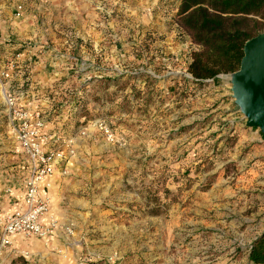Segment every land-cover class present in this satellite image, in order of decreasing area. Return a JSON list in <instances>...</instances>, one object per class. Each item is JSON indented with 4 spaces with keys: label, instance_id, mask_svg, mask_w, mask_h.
Instances as JSON below:
<instances>
[{
    "label": "rangeland",
    "instance_id": "1",
    "mask_svg": "<svg viewBox=\"0 0 264 264\" xmlns=\"http://www.w3.org/2000/svg\"><path fill=\"white\" fill-rule=\"evenodd\" d=\"M178 2L155 5L158 13L174 10L165 32L125 27L105 34L106 49L64 33L73 47L52 51L81 59L80 72L89 71V61H106V80L78 90L73 127L59 129L72 139L62 147L71 151V167L61 172H85L82 197L72 196L82 199L78 213L86 219L65 226L67 235L81 238L67 248L78 251L74 264H251L248 248L264 233L263 202L242 196L241 177L264 172V155L255 149L260 132H243L230 99L231 74L210 88L211 80L188 74L198 47L173 18ZM55 249L66 259L65 248Z\"/></svg>",
    "mask_w": 264,
    "mask_h": 264
},
{
    "label": "crops",
    "instance_id": "2",
    "mask_svg": "<svg viewBox=\"0 0 264 264\" xmlns=\"http://www.w3.org/2000/svg\"><path fill=\"white\" fill-rule=\"evenodd\" d=\"M169 1L172 0H0V72H4L0 78V215L21 206L23 182L30 171L29 161L12 131L16 119L6 105V98L13 99L16 110L27 113L31 124L36 121V116H40L44 133L52 136L58 133L66 140L59 129L73 127L71 117L76 111L75 96L81 95L78 90L88 92L90 80L103 81L107 75L103 68L105 59L97 60V64L87 62L89 71L83 72V68L80 72L75 67L81 59L68 53L52 55L53 50L69 52L73 47L71 38L61 36L77 33L88 41V46L94 48L98 45L106 49L105 34L120 33L125 27L137 32L144 25L147 30L165 32L166 22L171 21L174 10L168 14V8L161 7L165 13H158L155 5L161 6ZM17 6H21L22 11L15 18ZM96 34H99L98 42ZM42 36L43 41L40 40ZM118 44L110 46L111 49H117ZM218 78L212 79L208 88L218 84ZM78 81H82V85L78 83L73 88H65ZM65 95L69 96L70 102H62L61 97ZM230 99L233 108L239 111ZM243 120V132L249 135L252 128L246 127L244 117ZM256 134L258 145L255 149L263 156L264 139L260 133ZM67 141L72 142V139ZM71 160L72 156L64 149L63 158L55 164L52 177L39 186L41 194L49 199L42 223L47 225L50 218L54 219L56 224L52 234L46 240L15 236L12 246L0 255V264H74L70 257L78 251L67 252V248L76 246L81 238L77 233L71 238L65 233V226L86 219L78 213L82 199L72 196L75 193L82 197L81 176L85 172H61L71 167ZM241 177L244 181L242 196L245 193L263 202L262 206L259 202V209H262L259 231H263L264 172H243ZM57 247L66 249V259L54 255Z\"/></svg>",
    "mask_w": 264,
    "mask_h": 264
},
{
    "label": "trees",
    "instance_id": "3",
    "mask_svg": "<svg viewBox=\"0 0 264 264\" xmlns=\"http://www.w3.org/2000/svg\"><path fill=\"white\" fill-rule=\"evenodd\" d=\"M173 18L198 47L187 72L195 82L239 69L245 43L264 33V0H179ZM251 264H264V233L248 248Z\"/></svg>",
    "mask_w": 264,
    "mask_h": 264
},
{
    "label": "built area",
    "instance_id": "4",
    "mask_svg": "<svg viewBox=\"0 0 264 264\" xmlns=\"http://www.w3.org/2000/svg\"><path fill=\"white\" fill-rule=\"evenodd\" d=\"M21 11L22 7L18 6L16 16ZM2 76L0 74V78ZM6 105L16 119L12 131L29 161L30 171L23 182L21 206L0 215V255L12 246L15 236L46 240L52 234L56 224L54 219L50 218L47 225L42 223L49 199L41 194L39 186L52 177L55 164L63 158L62 147L70 143L63 140L58 133L53 136L44 133L40 116H36V121L31 124L26 112L13 107L12 98H6ZM99 126V131L109 136L108 126L101 123Z\"/></svg>",
    "mask_w": 264,
    "mask_h": 264
},
{
    "label": "water",
    "instance_id": "5",
    "mask_svg": "<svg viewBox=\"0 0 264 264\" xmlns=\"http://www.w3.org/2000/svg\"><path fill=\"white\" fill-rule=\"evenodd\" d=\"M231 97L248 128L257 129L264 139V33L243 47L239 69L230 75Z\"/></svg>",
    "mask_w": 264,
    "mask_h": 264
}]
</instances>
